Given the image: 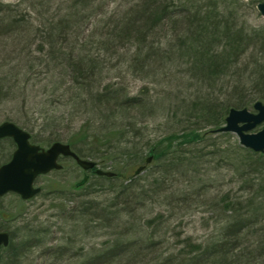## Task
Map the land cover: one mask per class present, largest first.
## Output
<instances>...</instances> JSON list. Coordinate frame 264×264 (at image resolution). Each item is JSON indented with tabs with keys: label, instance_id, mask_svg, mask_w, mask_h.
Instances as JSON below:
<instances>
[{
	"label": "trees",
	"instance_id": "16d2710c",
	"mask_svg": "<svg viewBox=\"0 0 264 264\" xmlns=\"http://www.w3.org/2000/svg\"><path fill=\"white\" fill-rule=\"evenodd\" d=\"M89 1L68 0L69 9L57 20L52 16H36L33 11L41 13L36 3L31 4L32 11H28L30 15H35L33 19L27 14L21 15V19L11 15L0 22V38L16 35L23 30L28 31L26 35L39 34L37 49H31L32 40L29 39V47L17 52L15 63H11L9 57H6L5 63L0 65V106L10 101L19 90L25 92L28 83L33 80L40 82L46 79L47 83L53 82L57 88L64 85V92L68 96L59 95V99L65 100L69 110L72 112L73 108L83 107L91 114L86 123L65 137L64 142L79 157L98 160H94L97 165H103L106 161L114 162V175H96L92 170L83 185L76 186L75 182L70 187L49 189V192L56 194L59 214L56 222L46 227H40L42 223L35 217L26 219L28 216L17 219L16 222H21V225L13 223L12 228L8 223L1 224L0 229L8 232L9 241L1 249L0 264H20L32 249L48 244L46 236L52 234L50 229L53 225L58 226L55 231L66 235L63 243H55L46 248L48 258L54 261L69 254L72 257L77 252V249L73 251L72 245L75 236L80 233L86 236V233L90 234V230L97 228L119 227L125 233L122 234L125 238L119 236L107 240L90 251L79 250V262L76 260L78 264H109L126 253L129 256L134 249L157 246L151 232L162 229L166 217L162 213H156L140 220L137 212L145 203L149 205L163 200L173 192H167L164 185L175 176L192 178L195 180L193 186L202 187L206 181L198 179L197 167L202 156L208 154L218 165V169L223 162L231 166L233 181L238 182L241 189L245 188L249 196L245 199H239L233 194L221 196L219 205H215L213 210L218 214L214 222V235L201 243L192 241L190 236L183 239L176 237V250L165 254L159 264L261 263L264 260V151L256 152L239 143L235 149L229 146L221 148L215 141V134H226V131L218 128L223 125L231 107L251 108L258 99L264 102V56L253 57L252 68L241 65L242 57L249 49L264 52V23L249 28L238 23L237 11L243 5L241 0H140V3L136 2L129 7L122 17L123 23L115 22L118 28L112 37H120L125 31H136L139 17L144 31L151 35L154 29H161L168 24H179L181 27L173 46L168 49L159 48L154 45L153 40L146 44L142 34L140 41H135L139 45L127 57L131 71L137 66L142 69L149 58L160 54L158 57L162 61L181 60L187 63L186 71L189 76L202 81L205 86L214 85L218 81L233 82L230 85L231 98H226L220 104L216 99L209 100L206 95L204 98L198 97L173 106L174 109L171 110L174 121L178 117L185 120L181 132H169L154 143L150 140L142 143L138 140L141 127L137 125V120L129 118L128 109L134 107L139 113H144V116L156 117L165 108L158 107L159 101L150 99L146 92L126 96V93L122 94L119 83H104L100 86L102 80L97 74L102 71L101 61L97 60L99 57L92 50L91 44L71 45L69 37L72 34L74 36L72 25L77 23L78 7ZM258 1L260 0H248V3L256 5ZM2 8L9 11V6L0 2V10ZM31 21L36 25L26 27ZM24 27L26 29L21 30ZM232 65L244 68L234 69L235 73L232 74ZM25 98L23 96L22 101ZM116 100L119 101L117 108L110 109ZM22 111L21 109V113L7 116L4 120L13 121L27 129L31 141L39 145L48 146L53 141L61 140L59 130L63 120L56 117L55 111L46 110L41 114L35 106ZM92 115H97L98 118L94 119ZM208 127L211 129L205 130ZM200 131L203 133H199ZM42 132H48L47 137L38 140L37 136ZM177 133L181 135L178 136ZM1 140L4 139H0V143ZM7 140L11 146L14 145L10 138ZM204 141H209L213 149L201 153L200 149L195 150L192 146V143L200 144ZM145 154L148 155L144 156ZM148 156H152L155 162L145 175L129 172L133 164L135 168L136 164H145ZM9 157L10 155L5 159L0 154V164ZM67 158L73 160L71 157ZM122 166L124 170H120ZM40 195L41 193L37 196ZM25 201L29 202L31 199ZM21 215L22 212L17 211L14 216L4 219L12 221L22 217ZM250 235L256 237L257 245L254 249L245 247V238ZM70 249L72 253L67 251Z\"/></svg>",
	"mask_w": 264,
	"mask_h": 264
},
{
	"label": "rangeland",
	"instance_id": "374dc122",
	"mask_svg": "<svg viewBox=\"0 0 264 264\" xmlns=\"http://www.w3.org/2000/svg\"><path fill=\"white\" fill-rule=\"evenodd\" d=\"M37 1L38 0H0L2 4L5 3L9 6L8 12L3 8L0 10V15L3 17L0 18V22H3L6 16L9 18L11 15H16L18 17L16 19H21L23 18L21 15H30L28 11H32L30 8L32 7L31 4L35 5L36 3V7L42 13L33 11L36 16L44 18H51L52 16L54 20H57L60 15L69 9V7H67L69 6L68 0ZM241 1L243 2V5L239 7L237 11L238 23H241L246 28L262 25L264 23V17H262L256 10L255 4L249 5L248 0ZM136 2L140 3V0H90L83 6L78 7L79 16L76 20L77 23L72 25L74 36L72 34L69 35V37L72 41L71 45L85 44V46H87L91 44L92 50L100 58H97V60L101 61L100 69H102V71L97 74V76L101 78L100 80H102L100 81V86L104 83H119L122 86V94L124 95L126 93V96L138 94L140 91L146 92L150 99L159 101L157 105L158 107L166 109H164L162 114L156 117L148 115L144 116V113H139L138 109L134 107L127 111V114L130 116L129 118L137 120V125L141 127L138 140L142 143L147 140L154 143V141L161 138L163 134L165 135L169 132L180 133L181 129H183L184 126H182V124H185V120L176 117L178 120L174 121L172 118L173 114L171 109H174L173 106L178 103H187L198 97L204 98L206 95L209 100L212 101L213 99H216V102L220 104L226 98H231L230 85L233 82L231 80H229L230 83L218 81L214 85L205 86L202 81L199 82L194 77L189 76L186 71L187 63H184L181 60L171 62L162 61V58L158 57L160 54L158 56L153 55V58H149L150 60L145 62L142 69L137 66L136 69L132 68L131 71L129 69L130 64L127 63V57H129V55L137 48V45H139L135 41H140L142 34V37H144L143 41H145L146 44L153 40L154 45H158L159 48L168 49L169 46L174 44V38L181 31L179 24H168L161 29H154L151 35L150 32L144 31L143 23L139 17L137 21L138 28L136 27V31H125L120 37H112V35L115 34L114 31L118 28L116 25L117 23L115 24V22L118 21L119 23V21H121V23H123L122 17L124 16V13L129 7L131 8L132 5H135L134 3ZM5 7L7 8V6ZM35 15L33 14L30 16H32L33 19V16L35 17ZM30 25L33 26L36 25V23L31 21L26 27ZM26 27L21 28V30L26 29ZM27 32L28 31L23 30L16 35H8L7 38H0V65L5 63L6 57H9L11 63H15L14 58L17 55V52H21L23 49L29 47L27 45L29 39L30 41L32 40L31 49H37V39L39 34L26 35ZM97 42H101L104 45L97 44ZM144 49L146 48L144 47ZM263 53L264 52H258L255 48L249 49L245 56L242 57L243 61L241 62V65L244 64L248 68H252L253 62L251 59L253 60V57L256 55L257 57H263ZM241 65H236V67L232 65V68L230 67L232 74L235 73L233 72L234 69L244 68V66L242 67ZM229 76L230 73L228 74V77ZM59 95L68 96V93L64 92V85L58 86L57 88L53 82L47 83L46 79H43L40 82H34L33 80L31 83H28L25 92L19 90L17 94L14 95L15 97L13 96V98L6 102L5 105L0 106V122L4 121V118L7 116H14L21 113L19 112L21 109L26 111L33 106L39 108L41 114L43 112L45 113L46 110H53L55 111V114L57 113L56 117L61 121L63 120V125L59 130L61 140L58 141L64 142L65 137H68V135L75 132L79 126L86 123V120L91 114L89 113V110L87 112V109H83V107L73 108L71 109L73 110L71 112L69 106L65 104V100L59 99ZM23 96H26L25 101H22ZM172 99L174 100L172 101ZM114 102L115 103H112L110 109L117 108L116 104L119 101L116 100ZM102 109L100 110L107 112ZM248 109L251 110L252 108ZM168 110H170L171 113ZM176 112L179 113V111ZM92 116L95 117L94 119L98 118L97 115ZM39 121L41 122V119H39ZM100 122L102 123V120H100ZM259 127L260 126L256 129H259ZM208 129L211 128L208 127L205 130ZM47 133L48 132H42L39 134L37 136L38 140H44L47 137ZM179 133H177L178 136L181 135ZM199 133H203V131H200ZM215 135H217L215 141L221 148L229 146L235 149L236 144L239 143L238 136L234 132L226 131L225 135ZM192 144L194 149H200L201 153L213 149V147L209 145V141H204L200 144ZM0 145L1 156L5 159L8 158L14 145L11 146L7 139L1 140ZM41 146L45 147V145ZM146 155L148 154H145L144 156ZM209 155L210 154L202 156L197 167L198 179L206 181L202 187L193 186L192 183L195 180L192 178L187 179V177L183 178L175 176L170 179L172 181L169 180L164 185V187L168 189L167 192L170 190L173 192L168 194L167 197H164L163 200L155 201L149 205L145 203L143 208L139 209L138 212L137 210L135 211L137 212L136 215L141 217L140 220L152 217L153 215H156V213H162L166 217L163 228L151 232L152 239L157 243V246L148 249H134L129 256L128 253H126L122 255L121 258L115 259L109 264H159L161 258L165 254L176 250L174 248V245L177 244L175 242L176 237L183 239L184 237L190 236L189 238L192 241L201 243L214 235L216 231L214 222L218 218V214L213 212V210L215 209V205H219L220 197L225 194L228 196L233 194L237 195L239 199H245L249 196V193L244 190L245 188L241 189L238 182L233 181L234 174L231 166L226 164V162H223L221 163V168L218 169V165ZM94 160L98 162V160ZM59 161L63 164V169L61 171L50 172L36 178L34 184L35 186L41 187L40 196H35L29 202H23L17 195L8 194L0 200V225L8 223L11 225V228L14 224L16 226L21 225V222H16L17 219H22L26 216H28L26 219H32L35 217L42 223L40 224V227H46L49 224L56 222L57 215L59 214L57 213L56 207L58 200L55 199L56 194L49 192V189L52 187H70L72 184L79 181L84 173L75 161L69 158H61ZM154 162L155 159L151 156L149 162L140 164L144 166L143 169L147 167L145 168L147 171L142 169L138 173H141L140 175H145L148 170L151 169ZM103 163V165L98 163V167L104 170H115V166L113 165L114 162L110 163L106 161ZM134 166L135 164H133V170L135 169ZM137 166L138 164H136V167ZM132 169L129 171L130 173L133 172ZM120 170H124L123 166ZM95 183L98 182L96 181ZM17 211L22 212V217L16 218L12 221L4 219L6 217H12V215L14 216ZM57 227V225H53L50 229L52 234L46 236L48 244L32 249V252L23 257L20 264H78L79 250L82 251L86 249L85 251H90L98 248L101 243L107 240L119 236L122 237V234H125L119 227L115 229H92L90 230V234L86 233V236L81 233L77 234L75 240L72 241V245L74 246L73 251L77 249V252H74L72 257L69 254L54 261L53 259L48 258V254H46L45 251L47 247H52L55 243H63V239L66 235L59 234V232L55 231ZM70 236H72V233ZM122 238L124 239L125 237ZM244 242L245 247L249 249L256 248V237L250 235L245 238ZM67 251L71 252V249ZM259 264H264V260Z\"/></svg>",
	"mask_w": 264,
	"mask_h": 264
},
{
	"label": "water",
	"instance_id": "95a60500",
	"mask_svg": "<svg viewBox=\"0 0 264 264\" xmlns=\"http://www.w3.org/2000/svg\"><path fill=\"white\" fill-rule=\"evenodd\" d=\"M256 10L264 17V0L256 3ZM253 109L254 111H250L245 107H231L220 130L236 133L242 146L261 152L264 151V103L256 100ZM260 124H262L260 129L252 131ZM5 137L13 140L15 149L10 159L0 165V197L8 192H14L24 200L33 197L40 190L34 186L35 178L53 169H60L61 164L58 162L60 155L72 157L83 170L91 169L95 165L93 160L79 157L67 143L54 141L46 148L31 143L30 133L13 121L0 122V139ZM150 158L147 157L146 162H149ZM141 169L142 166L137 167L134 173L137 174ZM95 173L108 177L113 175L112 171L100 168H96ZM86 179L87 175L84 174L76 184L82 185ZM8 241V233L1 230L0 250Z\"/></svg>",
	"mask_w": 264,
	"mask_h": 264
}]
</instances>
